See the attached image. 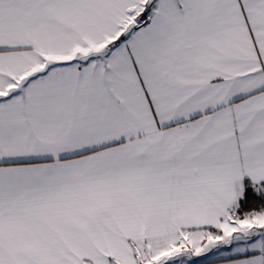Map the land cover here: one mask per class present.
<instances>
[{"label": "snow or ice", "instance_id": "snow-or-ice-1", "mask_svg": "<svg viewBox=\"0 0 264 264\" xmlns=\"http://www.w3.org/2000/svg\"><path fill=\"white\" fill-rule=\"evenodd\" d=\"M0 264H264V0H0Z\"/></svg>", "mask_w": 264, "mask_h": 264}]
</instances>
